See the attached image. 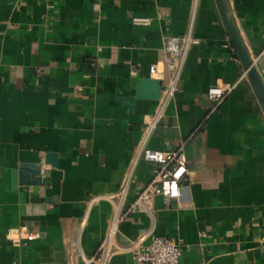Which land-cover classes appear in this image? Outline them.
Instances as JSON below:
<instances>
[{
	"label": "crops",
	"instance_id": "crops-1",
	"mask_svg": "<svg viewBox=\"0 0 264 264\" xmlns=\"http://www.w3.org/2000/svg\"><path fill=\"white\" fill-rule=\"evenodd\" d=\"M230 4L259 68L264 0ZM189 34L179 90L151 128L160 99L130 111L121 97L141 77L164 85L165 38ZM219 80L237 85L216 105ZM182 144L180 199L128 212L106 264H135L129 245L147 231L179 242L181 264H264V109L216 1L0 0V264H82L151 179L141 150ZM20 162L39 163L44 183L14 188ZM19 230L37 237L16 245Z\"/></svg>",
	"mask_w": 264,
	"mask_h": 264
},
{
	"label": "built area",
	"instance_id": "built-area-1",
	"mask_svg": "<svg viewBox=\"0 0 264 264\" xmlns=\"http://www.w3.org/2000/svg\"><path fill=\"white\" fill-rule=\"evenodd\" d=\"M133 21L135 23L150 24L151 19L147 17H135ZM190 42V34L182 37L169 35L165 38V57L163 62L169 75L167 82L164 84L159 108L150 121L151 128L157 124L167 103L179 90V79ZM157 70V63L150 65L149 72L151 74H155ZM258 70L264 81V65L259 67ZM236 85L237 82L219 80L208 88V96L218 105L234 90ZM141 155L144 159L156 164L151 179L138 192L135 200L124 214L115 213L111 225L101 240L96 253L92 256H85L82 252H79L83 261L82 264H106L108 257L113 251L112 241L114 234L128 212L140 210L152 214L151 200L155 196L160 195L165 201L180 199L182 195V183L187 179L189 172L184 144L170 150L144 147L141 150ZM87 222L88 217L84 215L80 220V228L82 229ZM10 232L11 229L8 230V234ZM23 233L22 230H19L18 236L12 237L14 244L18 245L24 239L29 241L37 237L35 232H27L24 236L22 235ZM128 249L132 254L135 264H181V244L173 238L151 234L149 231L137 235L131 241Z\"/></svg>",
	"mask_w": 264,
	"mask_h": 264
},
{
	"label": "water",
	"instance_id": "water-1",
	"mask_svg": "<svg viewBox=\"0 0 264 264\" xmlns=\"http://www.w3.org/2000/svg\"><path fill=\"white\" fill-rule=\"evenodd\" d=\"M223 25L245 70V74L264 109V81L259 73L258 67L252 55L250 54L243 37L237 25L230 0H215ZM163 81L158 78L141 77L135 88V93L129 96H122L121 100L125 105L134 111L137 99L159 100L163 92ZM57 155L49 152L46 160L51 162L53 166L57 163ZM13 186L16 188L21 184H42L45 178L42 176V169L39 163L20 162L17 168L12 170Z\"/></svg>",
	"mask_w": 264,
	"mask_h": 264
}]
</instances>
